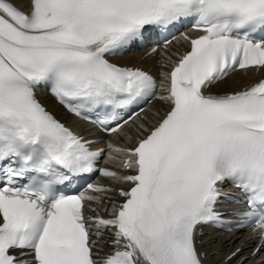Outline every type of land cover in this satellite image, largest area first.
<instances>
[{
    "label": "snow or ice",
    "instance_id": "snow-or-ice-1",
    "mask_svg": "<svg viewBox=\"0 0 264 264\" xmlns=\"http://www.w3.org/2000/svg\"><path fill=\"white\" fill-rule=\"evenodd\" d=\"M161 43L159 79L114 60ZM237 70L264 74V0H0V264H213L232 228L259 255L264 78L213 92Z\"/></svg>",
    "mask_w": 264,
    "mask_h": 264
},
{
    "label": "bare ground",
    "instance_id": "bare-ground-1",
    "mask_svg": "<svg viewBox=\"0 0 264 264\" xmlns=\"http://www.w3.org/2000/svg\"><path fill=\"white\" fill-rule=\"evenodd\" d=\"M117 58L118 59H124L125 61H129V62H133L135 59L134 57H132V55H123V56H119ZM142 62H149V60H142ZM246 80H247V74L243 73L241 70L236 71L232 75L226 77L214 89H216V90L234 89V88L240 86L241 84L245 83ZM42 99H44L46 101V104L48 105V107L55 110L57 113L62 112V109H60V107L55 104V102L49 97V95H47V93L42 94ZM156 108H158V107L153 108V111H155ZM119 139H121V138H119ZM121 141L124 142L125 144L127 143V141L124 139H121ZM109 183L112 185H115L114 182H112L110 180H109ZM103 199L105 201H107L108 197L104 196ZM100 207H103V205H100ZM206 232H209V231L207 230ZM210 234L212 237H215L216 239H215V243L212 245V247L207 249L208 251H212L213 249L219 248L220 249L219 254H221L222 252L229 251L236 246V242H237L235 240L236 234H234V233H225L221 236H218L215 231H211ZM208 239H209V236L206 235L204 237V240H208ZM218 255L211 257L213 264H219ZM246 258L247 259L244 260V264H257V262H255V260H257L258 256H255V257L249 256ZM235 260H237V259H235ZM235 260H233L231 263H233Z\"/></svg>",
    "mask_w": 264,
    "mask_h": 264
}]
</instances>
